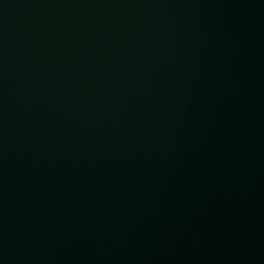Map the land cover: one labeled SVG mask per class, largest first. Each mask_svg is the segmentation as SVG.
Wrapping results in <instances>:
<instances>
[{
  "label": "water",
  "instance_id": "95a60500",
  "mask_svg": "<svg viewBox=\"0 0 264 264\" xmlns=\"http://www.w3.org/2000/svg\"><path fill=\"white\" fill-rule=\"evenodd\" d=\"M0 264H264V0H0Z\"/></svg>",
  "mask_w": 264,
  "mask_h": 264
}]
</instances>
